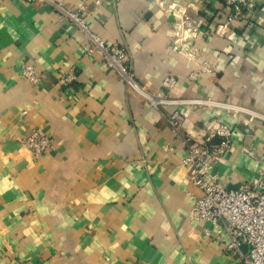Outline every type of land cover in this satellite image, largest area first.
Masks as SVG:
<instances>
[{"label":"crops","instance_id":"0c3cea01","mask_svg":"<svg viewBox=\"0 0 264 264\" xmlns=\"http://www.w3.org/2000/svg\"><path fill=\"white\" fill-rule=\"evenodd\" d=\"M56 1L83 6L91 32L130 52L146 92H164L172 76V97L248 112L155 107L105 70L87 35L50 3L0 0V264H246L227 250L222 227L192 217L202 191L182 160L184 137L196 142L221 119L234 135L214 172L229 189L264 178V120L253 115H264V0H248L224 36L215 34L229 13L223 0ZM185 10L205 19L183 42L193 60L172 50ZM26 63L42 83L22 77ZM72 67L69 88L59 78ZM176 109L180 131L168 119ZM34 129L55 145L38 159L22 143Z\"/></svg>","mask_w":264,"mask_h":264},{"label":"built area","instance_id":"2783aa9c","mask_svg":"<svg viewBox=\"0 0 264 264\" xmlns=\"http://www.w3.org/2000/svg\"><path fill=\"white\" fill-rule=\"evenodd\" d=\"M28 2L50 3L60 14L67 17L88 37L87 52H99L103 58L102 67L114 70L120 74L125 84L148 99L155 107L161 106H189L207 107L215 110H233L247 113V109L228 102L214 101L206 98H175L169 95L176 84L175 77L168 76L163 80L164 92L154 94L146 92L138 83L135 73L130 66L131 54L125 48L112 50L98 35L91 32L87 25L84 7L68 8L61 1L56 0H26ZM117 4L121 0H97ZM229 13L224 22L216 27L215 34L227 35L230 25L244 15L249 6L248 0H223ZM205 24L202 15L191 14L187 10L181 11L179 23L174 30L175 40L172 50L194 59V53L185 49L183 42L191 39ZM21 75L29 83L39 85L44 81L41 71L35 63L22 66ZM194 73L193 76H199ZM76 69L72 67L59 78V82L66 87L73 88L76 80ZM264 120V115L253 113ZM169 123L175 130L180 131L181 113L177 109L169 116ZM234 129L231 124L219 120H211L202 138L192 142L190 137H184L187 143L186 155L182 163L190 172L191 182L197 186L202 194L191 209L194 219L210 222L214 227H222L229 237L227 250L239 253L246 264H264V179L257 178L252 182H242L239 187L227 188L221 177L214 172L216 163L221 160L231 148ZM23 145L32 153L34 159L52 153L55 150L53 138L42 131L34 129L23 139ZM209 234V232H207ZM248 246L246 254L242 247Z\"/></svg>","mask_w":264,"mask_h":264},{"label":"water","instance_id":"95a60500","mask_svg":"<svg viewBox=\"0 0 264 264\" xmlns=\"http://www.w3.org/2000/svg\"><path fill=\"white\" fill-rule=\"evenodd\" d=\"M263 179H264V178H263ZM239 185H240V184L236 185L234 188L239 187ZM244 247H246V248L248 249V246H245V245H244Z\"/></svg>","mask_w":264,"mask_h":264}]
</instances>
